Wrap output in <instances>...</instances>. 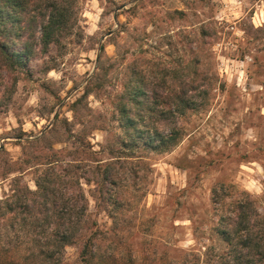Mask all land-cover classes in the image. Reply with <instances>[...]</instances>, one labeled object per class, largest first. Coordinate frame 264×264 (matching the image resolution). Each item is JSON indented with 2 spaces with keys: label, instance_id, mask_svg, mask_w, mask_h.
I'll list each match as a JSON object with an SVG mask.
<instances>
[{
  "label": "rangeland",
  "instance_id": "1",
  "mask_svg": "<svg viewBox=\"0 0 264 264\" xmlns=\"http://www.w3.org/2000/svg\"><path fill=\"white\" fill-rule=\"evenodd\" d=\"M71 11L56 42L43 50L38 29L28 62L0 73V199L24 201L50 166L61 194L82 190L87 223L114 228L104 244L135 264H236L219 231L235 201L251 203L264 244V0H77ZM139 73L163 96L194 89L165 152L122 139L117 97ZM109 163L116 225L93 197L95 167ZM4 212L1 253L24 250L29 240L4 237L24 227ZM89 230L65 248L66 264Z\"/></svg>",
  "mask_w": 264,
  "mask_h": 264
},
{
  "label": "trees",
  "instance_id": "2",
  "mask_svg": "<svg viewBox=\"0 0 264 264\" xmlns=\"http://www.w3.org/2000/svg\"><path fill=\"white\" fill-rule=\"evenodd\" d=\"M76 2L0 0V73L24 66L28 62L31 57L30 47L38 29L43 50L56 42L65 21L72 16L71 10ZM146 81L147 77L142 73L128 76L117 97L118 123L128 149L135 150L143 146L161 153L179 141L181 130L177 122L194 109L195 100L189 95L194 89L192 85L183 83L178 89L165 88V91L169 90L163 96L157 90L148 88ZM90 91L85 90L83 95ZM51 163L43 164L47 166ZM49 167L36 176L34 191L25 189L24 201L21 195L0 199V231L6 218L5 209L11 211L18 224L24 225L17 232H12V235L10 232L4 233V237L9 239L15 236L30 242V246L24 250L0 251V264H66L63 259L64 250L80 240L83 229H90V234L81 240L77 264H135L131 255L124 254L122 249L115 251L110 247L112 240L104 244L113 238L114 228L103 231L97 228L96 221L87 223L82 190L79 189L77 194H61L59 184L63 178L58 171ZM113 170L112 163L95 167V180L92 181L97 187L93 196L96 207L103 208L112 224L116 225L114 212L122 208V202L113 192ZM247 203L243 205L240 201L233 202V210L226 217L224 228L219 230L223 240L230 245L229 254L236 264H245V261L249 264L254 255L264 259V250L260 252L264 244H260L251 235V203ZM108 206L112 210H107Z\"/></svg>",
  "mask_w": 264,
  "mask_h": 264
}]
</instances>
